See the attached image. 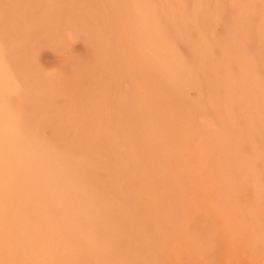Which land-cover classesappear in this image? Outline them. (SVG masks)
<instances>
[{
  "label": "rangeland",
  "instance_id": "1",
  "mask_svg": "<svg viewBox=\"0 0 264 264\" xmlns=\"http://www.w3.org/2000/svg\"><path fill=\"white\" fill-rule=\"evenodd\" d=\"M0 264H264V0H0Z\"/></svg>",
  "mask_w": 264,
  "mask_h": 264
}]
</instances>
